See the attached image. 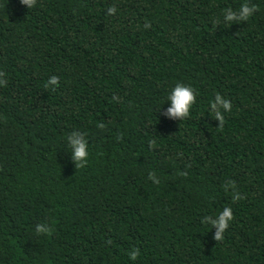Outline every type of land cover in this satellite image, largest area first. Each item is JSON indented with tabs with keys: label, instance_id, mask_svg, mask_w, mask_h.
Here are the masks:
<instances>
[{
	"label": "trees",
	"instance_id": "obj_1",
	"mask_svg": "<svg viewBox=\"0 0 264 264\" xmlns=\"http://www.w3.org/2000/svg\"><path fill=\"white\" fill-rule=\"evenodd\" d=\"M0 80V264H264V0H0Z\"/></svg>",
	"mask_w": 264,
	"mask_h": 264
},
{
	"label": "clouds",
	"instance_id": "obj_2",
	"mask_svg": "<svg viewBox=\"0 0 264 264\" xmlns=\"http://www.w3.org/2000/svg\"><path fill=\"white\" fill-rule=\"evenodd\" d=\"M19 3L31 9L35 6L36 0H19ZM117 11L115 7H109L107 12L109 15L114 14ZM256 11L255 5H250L248 2L241 4L239 11H234L231 8H228L223 11L222 15L226 25H231L237 21H246L251 17ZM217 21H214L216 23ZM145 28L149 25L145 24ZM5 83V81L0 80V85ZM49 83L53 86L58 84V78L53 76L50 78ZM166 101L170 103V107L167 109V115L172 118H183L186 119L190 115V109L193 104L196 102V95L194 89L189 85H184L182 83H177L166 97ZM232 108L231 102L223 98L220 94H216L214 100L209 104V112L214 114L215 119L219 122H223L224 113L230 112ZM102 127V125H101ZM77 133L72 132L68 135L67 141L71 144V147L74 149L73 159L77 162V167L82 168L87 163L89 156L88 147L84 142L83 138L77 139ZM149 178L154 182L158 183L159 181L155 179L153 174L149 175ZM233 199H241L239 194H236ZM233 220L232 209L230 207H225L223 211L219 212L217 215H206L201 221L202 224L210 225L211 228L216 229V234L214 239L220 241L224 238V233L226 229L229 228L230 223ZM37 232H47L48 228L44 224L37 225ZM139 255L138 250H132L129 253L130 259L135 261Z\"/></svg>",
	"mask_w": 264,
	"mask_h": 264
}]
</instances>
